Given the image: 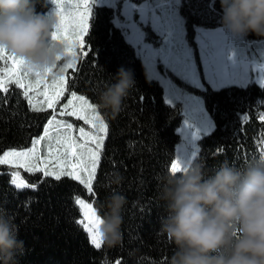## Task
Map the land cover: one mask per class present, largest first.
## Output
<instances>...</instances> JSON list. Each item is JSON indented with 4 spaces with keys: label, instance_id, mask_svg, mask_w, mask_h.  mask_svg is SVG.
Wrapping results in <instances>:
<instances>
[{
    "label": "trees",
    "instance_id": "trees-1",
    "mask_svg": "<svg viewBox=\"0 0 264 264\" xmlns=\"http://www.w3.org/2000/svg\"><path fill=\"white\" fill-rule=\"evenodd\" d=\"M36 5L39 12L48 13L51 8L49 0H36ZM220 8L219 0L181 1L180 12L191 42L195 43L198 28H220ZM118 12L119 8L106 5L95 8V18L85 37L91 50L86 58L79 59L75 69L68 71L67 77L69 89L96 105L99 94L114 82L121 66L135 74L136 86L117 117L98 108L109 130L94 183L95 195L70 178L56 181L40 173H23L35 187L16 189L9 182L10 169L0 166V211L14 219L18 237L24 242L18 264H169L173 254L174 245L160 233L161 218L167 211L159 191L160 178L175 160L182 106H170L161 84L149 78L135 47L113 23ZM146 30L149 39L157 37ZM248 39L264 40L254 35ZM187 86L204 98L215 125L199 140L198 156L192 163H202L207 176L225 161L244 168L258 159L264 141V122L259 119L264 114V88L256 82L221 89L207 85L204 90ZM5 96L0 100V154L29 148L51 118L50 109L33 112L20 89L13 88ZM116 177L120 178L119 185L112 183ZM113 190L128 201L123 211L122 240L115 247L103 243L96 249L78 223L81 212L74 200L85 197L102 214L106 209H100V204Z\"/></svg>",
    "mask_w": 264,
    "mask_h": 264
},
{
    "label": "snow or ice",
    "instance_id": "snow-or-ice-1",
    "mask_svg": "<svg viewBox=\"0 0 264 264\" xmlns=\"http://www.w3.org/2000/svg\"><path fill=\"white\" fill-rule=\"evenodd\" d=\"M49 3L56 7L57 26L52 39L65 46L66 58L77 60L88 56L91 49L86 46L85 37L89 34L98 5L118 7V18L113 23L123 30L126 39L135 47L137 56L148 69L150 79L165 85L169 97L166 102L174 106L173 101H176L193 109L202 106L198 97L174 83L169 75L171 73L181 81L203 88L192 49L185 39L182 18L178 14L181 0H140L139 3L136 0H78L71 12L65 11L62 0H49ZM207 7L210 10L209 3ZM145 29H150L158 37L155 44L149 42ZM196 31L200 34L197 43L201 50L204 79L212 85L224 81L227 78V65L218 34L202 28ZM235 56V52L227 56L233 65ZM259 57L264 60V49L259 51ZM0 62L5 65L0 69V100L6 99L5 94L15 88L21 90V96L33 112L51 110V118L46 121L43 134L32 141L31 147L0 154V166L10 169L7 173L10 184L20 190L34 188L35 184L27 181L23 173H40L56 181L70 178L95 195L94 183L109 126L89 98L69 89L66 72L77 65L65 63L58 74L54 70L41 74L29 69L24 61L4 49H0ZM256 70L253 67V71ZM259 70L264 71V64L259 65ZM260 86L264 88V76L260 78ZM60 117L82 121L87 128ZM259 119L264 122V114ZM202 123L204 134H210L207 131L209 119H203ZM211 127L214 130V123ZM200 138L201 133L197 131L195 139ZM198 152V147L193 148L186 161L177 159L171 162L169 170L173 173L185 171ZM261 156H264V141L261 142ZM74 203L82 214L78 223L82 225L90 244L96 249L101 248L103 238L99 233L100 221L96 209L92 203L79 197L75 198ZM115 264H119V261Z\"/></svg>",
    "mask_w": 264,
    "mask_h": 264
},
{
    "label": "clouds",
    "instance_id": "clouds-1",
    "mask_svg": "<svg viewBox=\"0 0 264 264\" xmlns=\"http://www.w3.org/2000/svg\"><path fill=\"white\" fill-rule=\"evenodd\" d=\"M218 26L236 39L264 38V0H219ZM57 21L37 11L36 0H0V49L38 73L54 70L66 58L65 46L53 41ZM114 82L99 94L97 108L117 117L136 86L134 70L121 66ZM159 199L167 215L160 233L174 245L169 264H264V156L237 168L227 161L205 175L193 162L185 171L160 178ZM112 183L119 185L120 178ZM128 203L113 190L100 204L99 233L108 247L122 240ZM14 219L0 211V264H18L24 242Z\"/></svg>",
    "mask_w": 264,
    "mask_h": 264
},
{
    "label": "rangeland",
    "instance_id": "rangeland-1",
    "mask_svg": "<svg viewBox=\"0 0 264 264\" xmlns=\"http://www.w3.org/2000/svg\"><path fill=\"white\" fill-rule=\"evenodd\" d=\"M62 2L64 5V8H65V11L71 12V11H73L74 6L78 2V0H71V2H69V0H62ZM106 6H108V5H106ZM55 12H56V7L54 5H51V8L47 14L50 17L55 18ZM178 14L182 18V21H183L182 27H183L184 34H185V39H186L189 47L192 49L193 59L195 61L197 69L199 70V73H200V83L203 85L202 89L195 87L192 84H189V83H186L184 81L179 80L177 77L172 76L171 73H169V75H170V77L174 83H176L178 86L183 88L186 92H188L192 96L198 97L202 103V106H199L198 108L193 109L192 107L182 105L179 102L173 101L174 105L180 104L182 106L183 119H182L180 127L178 128V133L180 135V141L176 146L175 160L179 159L183 162V161H186L188 154L192 151L193 148H196V147L199 148V140L202 139L204 136H206L204 134L205 127H204V124L202 123V120L203 119H209V126H208L207 131H210V133L213 131L211 124L214 123L209 111L206 108L204 98L200 94H197L194 91L190 90V88H188L187 85L194 87L196 89H200V90L206 89L207 85L211 86L214 89H221V88H224V87L230 86V85L246 86L251 82H256L257 84L260 85V78H261V76H264V71L259 70V65L264 64V60L260 59L259 51L264 49V40H262V41H250L248 38L236 39V38H233L232 36H230L229 34H227L222 29H204L206 31H213V32H216L218 34L219 39L221 41V48H222V51L224 53V58H225L224 62L227 65V78L224 81H218L217 83L212 85L211 83H209L207 80L204 79V72H203L202 61H201V50H200V45L197 43V37L200 34L196 31L195 39H194L195 43L191 42V40L187 36L185 22H184L182 15H181L180 7L178 8ZM117 18H118V16H117ZM145 31H147V30L145 29ZM148 40H149V42H152L155 44L158 40V37H152L151 39L148 38ZM224 44H225V46H223ZM232 52L236 53L235 61L240 60L239 62L235 63V65H233V61L227 59V56L231 55ZM245 57H246V59H245ZM250 60H254L258 65L253 64L252 62H248ZM78 61H79V59L70 60L69 58H65L58 64V66L54 69V71L58 74L59 69L61 67H63V65L65 63H74L78 66ZM245 65H247V67H245ZM3 67H5V65L2 62H0V69H2ZM253 67H255L257 70L253 71ZM68 71L66 72V80L68 77ZM50 81H51V77L49 78V82ZM158 82L160 83V81H158ZM161 86L164 89V97H165V100L167 101L169 98L167 89H166L165 85L161 84ZM77 94L83 95L80 93H77ZM65 99H67V96L65 97ZM61 103H63V101H61ZM98 111L100 112L99 109H98ZM202 113L206 114V115L202 116ZM102 118H103L104 122L107 123V121L105 120L103 115H102ZM60 119L68 120L69 122H72L75 125L84 126L87 128L86 125H83L82 121H76L72 117H60ZM195 128H196V132L199 131L201 133L202 138H200L199 140L195 139V134H196V133L194 134ZM108 130H109V128H108ZM106 140H107V138L104 141V146H105ZM104 146H103V149H104ZM103 149H102V151H103ZM11 150H14V149H11ZM7 151H9V150H7ZM191 164H192V162H191ZM79 198H82L86 202L93 204V202L91 200H89L85 197H79ZM93 206H94V204H93ZM94 208H95V206H94ZM96 212L98 215L99 212L97 211V209H96ZM80 219H82V214H81ZM103 243L104 242H102V245H103Z\"/></svg>",
    "mask_w": 264,
    "mask_h": 264
},
{
    "label": "crops",
    "instance_id": "crops-1",
    "mask_svg": "<svg viewBox=\"0 0 264 264\" xmlns=\"http://www.w3.org/2000/svg\"><path fill=\"white\" fill-rule=\"evenodd\" d=\"M147 73H148V76H149V72H148V69H147ZM150 78V77H149Z\"/></svg>",
    "mask_w": 264,
    "mask_h": 264
}]
</instances>
